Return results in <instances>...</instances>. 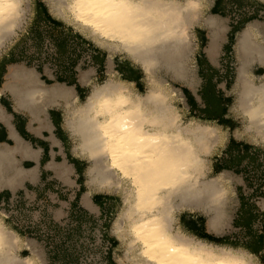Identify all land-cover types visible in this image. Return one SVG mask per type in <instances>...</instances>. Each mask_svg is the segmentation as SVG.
Wrapping results in <instances>:
<instances>
[{
  "label": "bare ground",
  "instance_id": "1",
  "mask_svg": "<svg viewBox=\"0 0 264 264\" xmlns=\"http://www.w3.org/2000/svg\"><path fill=\"white\" fill-rule=\"evenodd\" d=\"M44 2L52 15L111 57L119 54L139 65L146 77L142 94L109 70L108 82L93 86L82 102L70 100L64 87L45 86L31 69L13 65L6 72L4 90L11 92L19 111L46 114L49 100L66 101L63 108L75 140L74 154L89 162L82 205L89 206L95 193L121 198L113 233L127 247L132 264H256L253 254L190 237L174 227L179 211L201 214L214 234L227 223L233 179L226 173L207 179L203 159L209 143H219L222 134L200 120L184 124L170 104L172 91L164 79L196 92L197 80L187 65L191 29L203 25L208 30V55L213 59L220 37L228 31L226 23L213 14L200 19L203 0ZM23 6L24 0H0V48L19 25ZM234 50L238 69L233 110L246 123L245 130L264 141V76L251 73L255 64L264 67L263 26L249 22L238 32ZM19 243L18 234L7 230L0 217V264H36L32 257L13 254Z\"/></svg>",
  "mask_w": 264,
  "mask_h": 264
},
{
  "label": "crops",
  "instance_id": "2",
  "mask_svg": "<svg viewBox=\"0 0 264 264\" xmlns=\"http://www.w3.org/2000/svg\"><path fill=\"white\" fill-rule=\"evenodd\" d=\"M36 2L38 3L35 8L37 17L34 24L46 29L40 37L42 40L38 43L40 49L42 48L37 54V57L38 55L40 57L37 59L29 58L27 62L20 61L26 60L24 57L26 53L18 45L16 46V41L11 47L3 46L0 48V108L2 110V114H0V169L2 170L0 172V217L6 229L16 232L20 237L18 248L13 251V254L21 259L32 257L36 264H47L52 262V258L48 254V242L39 236L32 237L34 235L32 233L30 235L25 233L32 228L17 223L15 214H21V210H24L29 201L51 199L52 206H42L38 214L41 222L48 228L58 229L62 221L64 222L74 216L82 215L86 216L87 219H94V217L101 215L102 207L107 198L103 192L95 193L91 197L89 206L82 205V198L87 192L85 173L88 170L89 162L76 157L74 154L75 140L67 129L63 108L66 101L59 97L49 100L46 114H36L35 116L23 110L19 111L16 109L11 92L4 90L6 72L13 65L29 68L27 66L31 62L35 68L31 70L37 75V70L43 71L39 73L38 78L45 86L64 87L69 91L70 100H82L84 91H87L86 89L93 83L90 76L96 70H106V74L109 70L113 71L121 80L133 84L139 92L143 88L144 78L132 64L122 62L120 59L115 60L108 52L101 54L89 50L90 55L87 57V63L92 65L88 69L91 70V73L89 72L85 79H80L76 73L80 63L79 49L82 46L79 42L78 35L80 34L73 32V30L54 32L52 27L59 23V20L52 16L44 0H36ZM204 7L200 19L208 16L204 14ZM225 9H229L227 0H214L210 4V14L221 16ZM263 13L264 11H257V14ZM51 34H59V40ZM23 35L18 34L17 41L35 38L37 35L35 27L25 36ZM10 37L8 36L6 39L8 40ZM194 37L197 46L200 47V52L196 53L195 56L199 74L217 71L218 55L223 49L229 51V46L233 47V35L227 31L220 37L217 54L213 59L208 55L210 42L208 30L201 25V27L194 29ZM88 46L90 45L88 44ZM41 52L42 54H40ZM36 64L37 66H35ZM201 79L203 80V77ZM217 81L218 79L215 77L208 84H204V87H213ZM19 85L23 86L24 84L19 82ZM190 95L192 101H188L189 107L196 106L199 109L198 114L196 111L189 114L192 119L200 120L205 124L222 126L226 129L231 128L220 123L222 120L234 122L231 120L230 114H223L222 104H220L219 114H206V109L210 106L202 98L205 92L199 94L200 100H197L194 94L191 93ZM201 101L204 103L203 106H201ZM202 107L205 109L203 112L200 110ZM237 131L239 130L236 129L237 137L243 138L240 132L237 134ZM247 133L257 135L251 130ZM232 140L234 143L231 146L232 150H237L238 154L245 153V150L250 151L251 145H256L252 143L256 141L255 137L250 138L248 140L250 142L247 144H242L234 136ZM262 142L264 143V141ZM58 187L64 188L67 195L60 196L62 194L60 192L54 195V191L58 190ZM56 198L57 200H55ZM76 199L78 201L73 206L72 203ZM196 225L201 227L200 223H196ZM204 231L210 233L206 224ZM200 239L227 246L226 243H220L216 239L209 240L206 237ZM251 254L260 255L261 251L258 253L251 252Z\"/></svg>",
  "mask_w": 264,
  "mask_h": 264
},
{
  "label": "rangeland",
  "instance_id": "3",
  "mask_svg": "<svg viewBox=\"0 0 264 264\" xmlns=\"http://www.w3.org/2000/svg\"><path fill=\"white\" fill-rule=\"evenodd\" d=\"M213 1L203 0V5L205 4V15L210 14V4ZM227 3L229 9H225L223 14L218 17L226 23L229 28L228 32L233 35V42L231 41L233 47L229 46V51L223 49L218 55L219 64L217 65V71L199 74L195 56L196 53L200 52V47L197 46L198 44L194 37V29L201 27L199 25L191 29L193 34L188 44L189 61L187 63L195 81L197 80L198 88L196 92L190 86L173 81L168 77L164 79L168 82V89L172 91L168 93L170 104L181 114L184 124L192 120L189 114H193L194 111L198 114L199 111L196 106L193 108L189 107L188 101H192L190 94H194L197 100H200L199 94L204 92L205 95L202 98L210 106V108L206 109V114H218L220 104H222L226 113L230 114L231 120L234 121H227L231 127L230 129L211 124L218 128L222 137L219 143H215L214 140L211 141L209 143L210 149L203 154L207 179L217 177L221 173H226L233 179V184L230 187L231 192L229 193L231 202L228 204V219L219 233H205L204 225L206 219L204 216L196 212L179 211L180 213L177 212L175 215L174 227L175 230L197 239L206 237L209 240H224V243L227 244L226 247L233 248L239 252L244 251L251 254V252L258 253V251H261L260 255H254L255 262L256 264H264V143L262 142L261 136H254L251 133H247L245 130L246 123L233 110L237 99L234 92L238 69V59L234 50L237 32H240L252 21L260 23L264 28V13L257 14L258 10L264 11V3L260 0H227ZM37 4L36 0H24V14L20 18L19 25L14 29L12 35H9L11 37L8 40L5 39L3 45L6 48L11 47L16 41V46L18 45L26 53L24 55L26 60L20 61L27 62L29 58L34 57L37 59L40 57V55L37 57V54L42 48L40 49L38 43L42 40L40 37L46 29L34 24V20L37 17L35 11ZM254 8L256 9L254 10ZM52 16L59 20V23H56L52 27L54 32H70L73 30V32L75 31L80 34L78 36L80 45L82 44V46L79 49L80 63L76 73L80 79L84 75L87 77L88 73H91V70L88 69L92 67L91 64L87 63V57L90 55V51L100 52L101 54H106L107 51L96 45L94 41L82 32L74 29L71 24L64 22L54 15ZM33 27H35L37 32L35 38L27 41L23 39L17 41L18 34H24L23 36H25ZM51 35L59 40V34ZM49 54L51 55V53ZM114 58L115 60L120 59L122 62L132 64L138 70L139 74L143 76L144 82L140 92L137 91L144 94L147 83L141 67L119 54L115 55ZM27 67H29L28 69H35L31 62L28 63ZM37 71L38 76L39 73L43 72L41 69ZM251 73L255 76L262 77L264 76V67L255 64L251 69ZM108 77L109 71L108 74H106V70L94 71V74L90 76L93 79V83L86 89L87 91H84L81 101H86L93 86L106 84L109 79ZM202 77L203 80L201 79ZM215 77L218 79L216 85L213 87H204V84H208ZM115 78L120 80L116 74ZM203 104L201 101V106ZM200 110L201 112L205 111L203 107ZM236 129L240 131L243 138L237 137ZM233 136L242 144H247V142H250L248 141L250 138L255 137L256 141L252 143L256 145H251L250 151L244 149L245 153L238 154V151L232 150L231 147L234 144L232 140ZM59 192L62 193L60 196L67 195V192L61 187H58V190L54 191V195ZM104 196H106L107 201L102 207L103 212L101 215L94 217V219H87L86 216L82 215L74 216L64 222L62 221L58 229L48 228L41 222L38 214L42 206H52V201L48 198L34 199L27 202L24 210H21V214H15V219L17 223L19 222L24 226L32 228L31 230L25 231V233L28 235L32 233L34 234L32 237L39 236L42 240L48 242L49 246L47 249L48 254L52 258V262L47 264H132L126 255L127 247L123 246L118 236L113 233L114 223L122 208L121 198L109 192L104 193ZM77 201L78 199L72 205L75 206ZM196 223H200L201 227H197ZM196 235L197 237H195Z\"/></svg>",
  "mask_w": 264,
  "mask_h": 264
},
{
  "label": "trees",
  "instance_id": "4",
  "mask_svg": "<svg viewBox=\"0 0 264 264\" xmlns=\"http://www.w3.org/2000/svg\"><path fill=\"white\" fill-rule=\"evenodd\" d=\"M226 113V110H224V108H223V114H225ZM219 114V113H218ZM222 125H225V126H228V127H230V125H229V123L227 122V120H222L221 122H220ZM220 243H224V240H218Z\"/></svg>",
  "mask_w": 264,
  "mask_h": 264
}]
</instances>
